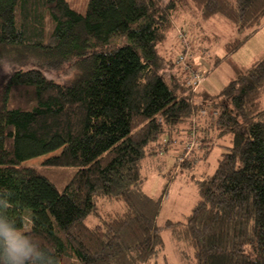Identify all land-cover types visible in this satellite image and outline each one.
<instances>
[{
    "label": "trees",
    "instance_id": "trees-1",
    "mask_svg": "<svg viewBox=\"0 0 264 264\" xmlns=\"http://www.w3.org/2000/svg\"><path fill=\"white\" fill-rule=\"evenodd\" d=\"M217 15L244 33L227 57L264 0H0V214L57 264H149L164 229L187 240L189 264H264V56L207 93L161 50L175 23ZM178 142V172L220 153L184 220L158 225L164 193L145 192L142 169ZM51 167L75 168L61 190ZM102 197L121 209L100 215Z\"/></svg>",
    "mask_w": 264,
    "mask_h": 264
},
{
    "label": "rangeland",
    "instance_id": "rangeland-1",
    "mask_svg": "<svg viewBox=\"0 0 264 264\" xmlns=\"http://www.w3.org/2000/svg\"><path fill=\"white\" fill-rule=\"evenodd\" d=\"M71 5L82 11L85 8L87 0H68ZM81 8V9H79ZM189 18L188 23H175L176 27L169 38L163 43L162 51L172 54L176 63L185 73L183 81L188 85L189 78L195 75H203V81L197 89L207 93L218 92L226 85L236 74L237 69L251 64V62L264 56V20L263 24L255 30L241 47L234 50L226 57L225 43L241 38L244 33H238L235 26L225 20L220 15L211 17L206 21H196ZM184 57L185 59H181ZM179 61V62H178ZM202 100V97H200ZM197 100V99H196ZM203 101V100H202ZM210 104V103H209ZM214 111L204 109L200 112L201 117H207ZM198 121V120H197ZM193 141L196 140L192 137ZM199 143V142H198ZM178 150H168L156 152L152 158H148L142 171L147 174L144 181L145 192L154 197H162L160 209L157 217V224H163L172 220L178 222L184 220L190 213L192 206L198 201L197 180L205 174H211L217 164V157L220 153L219 147H215L207 159L199 160L194 169L175 170L176 156L182 150V145L174 143ZM185 145V144H184ZM185 152L193 149V143ZM197 146V145H194ZM58 151L48 153L43 156L33 157L25 163L28 165H39L47 157L53 156ZM184 156H189V153ZM187 156V157H188ZM171 174L169 173L170 171ZM75 171L73 167H51L44 171V174L50 178L58 189H63L64 183L69 175ZM99 214L105 211L121 209V204L114 198H101L97 203ZM97 216L91 215L87 219L89 225L97 223ZM30 224L28 216L25 222ZM164 241L163 248L160 250V256L155 262L149 264H189L191 262L192 250L189 248L187 240L171 229L162 231Z\"/></svg>",
    "mask_w": 264,
    "mask_h": 264
},
{
    "label": "clouds",
    "instance_id": "clouds-1",
    "mask_svg": "<svg viewBox=\"0 0 264 264\" xmlns=\"http://www.w3.org/2000/svg\"><path fill=\"white\" fill-rule=\"evenodd\" d=\"M0 264H57V260L14 220L0 214Z\"/></svg>",
    "mask_w": 264,
    "mask_h": 264
},
{
    "label": "built area",
    "instance_id": "built-area-1",
    "mask_svg": "<svg viewBox=\"0 0 264 264\" xmlns=\"http://www.w3.org/2000/svg\"><path fill=\"white\" fill-rule=\"evenodd\" d=\"M180 58L181 59H185L184 57H180ZM202 81H203V75L201 76L200 74L197 73V75H195L194 77L189 78V80H188V86L192 90H195V89H197V87L199 86V84L202 83Z\"/></svg>",
    "mask_w": 264,
    "mask_h": 264
}]
</instances>
